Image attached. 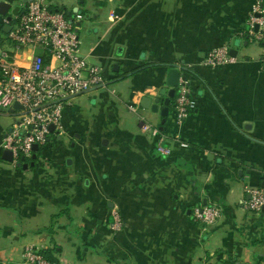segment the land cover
I'll return each instance as SVG.
<instances>
[{
    "label": "crops",
    "instance_id": "crops-1",
    "mask_svg": "<svg viewBox=\"0 0 264 264\" xmlns=\"http://www.w3.org/2000/svg\"><path fill=\"white\" fill-rule=\"evenodd\" d=\"M45 1L70 12L106 85L63 106L26 169L0 153V264L30 249L54 264H264V211L244 207L264 188V60L248 33L264 0ZM220 46L234 61L206 65ZM173 66L194 109L177 123L173 98L161 124ZM207 205L222 215L205 228L193 211Z\"/></svg>",
    "mask_w": 264,
    "mask_h": 264
},
{
    "label": "built area",
    "instance_id": "built-area-1",
    "mask_svg": "<svg viewBox=\"0 0 264 264\" xmlns=\"http://www.w3.org/2000/svg\"><path fill=\"white\" fill-rule=\"evenodd\" d=\"M8 17H0V112L8 115L11 124L0 142V153L9 152L11 164L16 165L32 158L34 146H44L53 132L59 133L68 101L104 87L106 81L102 70L80 55L81 41L66 8L51 9L45 0H30L20 14ZM248 27L264 60V10L257 4L251 9ZM29 51L30 56L26 55ZM233 61L226 46L213 48L204 57L211 67ZM193 109L189 88L180 81L172 103L176 122L187 118ZM158 151L168 154L160 146ZM248 196L245 209L260 213L264 188L249 189ZM221 215L219 206L207 205L194 209L193 220L207 228ZM24 261L54 264L32 249L25 252Z\"/></svg>",
    "mask_w": 264,
    "mask_h": 264
},
{
    "label": "water",
    "instance_id": "water-1",
    "mask_svg": "<svg viewBox=\"0 0 264 264\" xmlns=\"http://www.w3.org/2000/svg\"><path fill=\"white\" fill-rule=\"evenodd\" d=\"M28 1H30V0H28ZM24 3H25V5H24L23 8L26 7L28 2H26V0H24ZM9 6L10 5H8V4L0 3V13L5 15V12L8 10ZM76 10L77 9H74L73 13L76 12ZM18 11H19V7H16L14 9V15L17 14ZM67 15L70 17L71 16L70 12L69 13L67 12ZM8 18L10 19V17H8ZM70 21H71V19H70ZM4 31L8 32V28H5ZM183 72H185L184 69H179V68L174 67V66L170 67L167 70V73H166V86L169 87V90L166 93V99L163 102V107L159 110L160 116L163 118L161 124H164L165 118L168 115V106H169L170 100L173 99L174 96H175L176 88L179 86L180 76L182 75ZM96 89H98V88H96ZM160 94L164 95L165 94V90H162L160 92ZM144 101H145V103L147 102V105L145 107H149L150 106V102H151L150 99L145 98ZM157 103H158V101H155V104H153L151 106V109L154 112L158 111ZM14 107H16V106H14ZM6 115L7 114H5V113H0V116H6ZM50 130L52 131L53 127H51ZM37 152H38V147L34 146L33 147L32 161H34L36 159ZM1 158L3 160H5V161H8V162L12 161L11 154L9 152H3ZM33 165H34L33 162L30 163V167H32ZM16 166H17V168H23V169L27 168V165H21L20 163H18ZM262 210L264 211V208Z\"/></svg>",
    "mask_w": 264,
    "mask_h": 264
},
{
    "label": "rangeland",
    "instance_id": "rangeland-1",
    "mask_svg": "<svg viewBox=\"0 0 264 264\" xmlns=\"http://www.w3.org/2000/svg\"><path fill=\"white\" fill-rule=\"evenodd\" d=\"M0 3H5V4H8V5H10L9 7H8V10L5 12V17H7V16H9V15H13V11H14V7L16 6V5H14V3L13 2H11L10 0H0ZM51 9H54V8H56V6L55 5H53V6H51L50 7ZM3 16V14H1L0 13V17H2ZM0 44H1V42H0ZM6 123H7V128L10 126V124H11V119H9V118H7L6 120ZM6 128V129H7ZM21 264H26L25 263V261H23Z\"/></svg>",
    "mask_w": 264,
    "mask_h": 264
},
{
    "label": "trees",
    "instance_id": "trees-1",
    "mask_svg": "<svg viewBox=\"0 0 264 264\" xmlns=\"http://www.w3.org/2000/svg\"><path fill=\"white\" fill-rule=\"evenodd\" d=\"M169 66V65H167ZM40 254L42 255V257L50 263H55L54 259L51 258L50 252L49 251H44V252H40Z\"/></svg>",
    "mask_w": 264,
    "mask_h": 264
}]
</instances>
